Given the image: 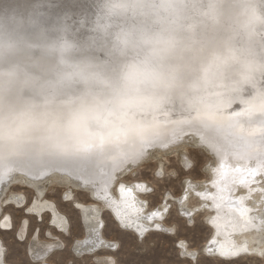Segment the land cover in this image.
<instances>
[{
    "label": "clouds",
    "instance_id": "obj_1",
    "mask_svg": "<svg viewBox=\"0 0 264 264\" xmlns=\"http://www.w3.org/2000/svg\"><path fill=\"white\" fill-rule=\"evenodd\" d=\"M25 3L0 8V174L67 158L139 160L178 125L221 158H264V0H95L97 29L125 58L111 69L78 56L76 40H49ZM33 48L57 59L55 79L19 59ZM73 84L83 91L64 95ZM128 97L138 103L125 119H88L96 135L73 126L97 102L120 109ZM173 112L180 119L160 121Z\"/></svg>",
    "mask_w": 264,
    "mask_h": 264
},
{
    "label": "bare ground",
    "instance_id": "obj_2",
    "mask_svg": "<svg viewBox=\"0 0 264 264\" xmlns=\"http://www.w3.org/2000/svg\"><path fill=\"white\" fill-rule=\"evenodd\" d=\"M10 3L11 0H0V8L8 6ZM24 7L38 18L39 27L44 30L49 40L67 36L78 41L81 45L78 49V56L87 57L109 69L118 67L125 59L115 51L110 34L97 29L95 0H26ZM19 59L40 77L55 79L57 59L43 49L27 50L20 55ZM81 91H83V85L78 84L62 89L64 95L79 94ZM137 103L135 98L128 97L120 101V109H115L110 108L106 102H97L88 110L75 115L73 126L83 134L96 135L87 127L90 117L97 116L107 126L117 119H125L129 115L128 109ZM239 109L240 105L233 106L229 115ZM159 119L161 122L167 123L169 119H180V114L173 112L170 117L161 116ZM100 135L102 136V133ZM189 138L199 145H205L204 137L195 128L178 125L176 130L165 140L147 144L144 155L139 160L132 159L119 165L100 164L96 161L93 166H89L86 161L79 158H67L35 166L17 167L7 173L0 174V198L13 183L18 185L25 183L24 186L35 187L42 195L41 201H43L36 203L33 208L35 213L42 215L47 212L52 213V218L60 231L68 230L67 234L70 235L68 218L54 202L43 195L46 192V187L42 181L47 178V182L66 183L73 185L76 189H86L92 201L84 203L76 198H71L80 207V212L85 217L87 232V236L77 242L78 249L76 250L82 251L84 255H92L102 249L114 250L117 244L107 239L103 233L104 221L103 215H101L103 210H109L114 219L125 229L142 234L148 232L152 227H165L163 219L169 206L168 203L163 202L160 207L151 209L143 197L148 190V187L143 185L144 182L127 184L123 180L119 181L120 177L142 164L153 150L166 151ZM210 152L216 158L210 180L201 183V185L193 179L189 180L187 191L180 195L178 200L184 205L187 215L193 212V209L186 204L189 197L196 196L201 200L200 205L203 209L208 210V219L215 232L210 242L207 243L212 248L209 251L211 254L231 258L241 251L255 250L254 242L258 237L263 239L262 243H264V158L224 159L216 153ZM43 183V186L40 185ZM68 193L73 194V189H68ZM5 197L9 198V195L7 194ZM71 199L69 198L67 201ZM2 202L0 203V212L2 211L0 227L3 231L10 232L13 225L12 218L9 214L4 215ZM15 203L19 208L26 206L21 205L18 201ZM246 205L250 208L251 213H246V208H248L245 207ZM27 221L28 219H25L19 227L18 235L21 239L26 236ZM50 236L52 237V234ZM2 245L0 243V264H7L1 256ZM64 247V241L61 239L36 240L31 243V254L34 256L35 262L53 264L49 261L51 254ZM259 249H264V244ZM95 259L97 263L119 264L110 254L97 255L96 253Z\"/></svg>",
    "mask_w": 264,
    "mask_h": 264
},
{
    "label": "rangeland",
    "instance_id": "obj_3",
    "mask_svg": "<svg viewBox=\"0 0 264 264\" xmlns=\"http://www.w3.org/2000/svg\"><path fill=\"white\" fill-rule=\"evenodd\" d=\"M215 163V156L205 145H199L190 138L166 151L153 150L142 164L121 176L119 181L123 180L127 184L144 182L141 184L148 187V190L143 197L151 209L160 207L163 202L168 203L163 219L165 227H152L142 234L129 231L104 208L101 213L104 221L103 233L117 246L114 250L102 249L92 255H84L82 251L76 250L77 242L85 238L87 232L85 217L80 212V207L71 199L76 198L84 203L92 201L86 189H76L66 183L47 182V178L42 181L45 185L40 184L46 187L43 195L54 202L68 218V235V230L60 231L52 213H35L33 208L36 203L43 202L42 195L35 187L24 186L25 183H13L0 199L3 201L4 215L9 214L13 222L10 232L3 231L0 227V243L3 244L1 256L7 264H41L35 262L31 254V243L36 240L61 239L65 247L51 254L49 261L53 264H102L97 263L96 253L110 254L119 264H264V249H259L264 243L259 237L254 242L255 250L247 249L231 258L206 253L205 247L215 235L208 219V210L201 207L198 197H189L186 204L193 212L187 215L184 205L178 200V197L187 191L189 180L193 179L199 185L210 180ZM68 189H73L74 193H68ZM7 194L9 198L5 197ZM68 197L71 200L67 201ZM16 201L26 206L19 208ZM248 212L249 207L246 208V213ZM0 213L2 214V211ZM25 219H28L26 236L21 239L18 232ZM49 234H52V237Z\"/></svg>",
    "mask_w": 264,
    "mask_h": 264
},
{
    "label": "snow or ice",
    "instance_id": "obj_4",
    "mask_svg": "<svg viewBox=\"0 0 264 264\" xmlns=\"http://www.w3.org/2000/svg\"><path fill=\"white\" fill-rule=\"evenodd\" d=\"M79 159L82 160V161H86L89 166H93L96 163L95 160L87 158V157H81Z\"/></svg>",
    "mask_w": 264,
    "mask_h": 264
},
{
    "label": "water",
    "instance_id": "obj_5",
    "mask_svg": "<svg viewBox=\"0 0 264 264\" xmlns=\"http://www.w3.org/2000/svg\"><path fill=\"white\" fill-rule=\"evenodd\" d=\"M0 199H1V198H0ZM211 249H212V248H210L209 245H207V246L205 247V250H206L205 252H206V253H208V252L211 253V251H209V250H211ZM213 252L215 253V251H213Z\"/></svg>",
    "mask_w": 264,
    "mask_h": 264
}]
</instances>
